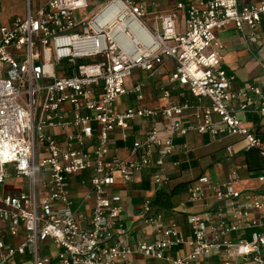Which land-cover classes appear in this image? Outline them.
Wrapping results in <instances>:
<instances>
[{"label":"built area","instance_id":"obj_1","mask_svg":"<svg viewBox=\"0 0 264 264\" xmlns=\"http://www.w3.org/2000/svg\"><path fill=\"white\" fill-rule=\"evenodd\" d=\"M89 6L48 0L33 11L29 2L24 18L3 24L0 2V264L28 256L33 264H131L135 256L157 264H264V61L259 83L234 89L218 37L234 26L262 46L264 0H181L152 24L149 0ZM169 60L176 65L170 86L209 102L191 118L190 100L153 109L140 105L144 83L128 85L134 70L154 76ZM161 91L170 98L164 85ZM127 97L135 104L121 109ZM138 121L150 125L128 145ZM193 132L209 137L206 147L223 145L230 160L255 152L262 164L251 171L253 189L236 187L237 168L226 182L208 174L190 180L173 210L186 216L185 230L155 208L153 195L170 187V166L190 164L192 148L176 141ZM181 154L185 162L172 160ZM144 172L153 195L129 222L117 181L128 186ZM84 174L79 201L72 180ZM14 179L20 190H5Z\"/></svg>","mask_w":264,"mask_h":264},{"label":"crops","instance_id":"obj_2","mask_svg":"<svg viewBox=\"0 0 264 264\" xmlns=\"http://www.w3.org/2000/svg\"><path fill=\"white\" fill-rule=\"evenodd\" d=\"M151 3H154V6H151L149 8V15L147 17V20L152 18L154 20V17L157 15L167 13L174 9L177 2L181 0H149ZM103 3L99 4L102 5ZM2 7V6H1ZM99 8V7H98ZM97 8V9H98ZM97 9H93V11H96ZM183 13L180 14V22H183ZM1 21L3 24H9V16L4 14L2 8H1ZM152 24V23H151ZM260 33L262 34L263 43L262 46H256L253 44H249L244 37L243 34H240L236 31L234 26H228L223 31L218 33V37L221 40V42L225 46V51L222 55V66L227 71L228 75L235 77V83L233 85L234 89H238L242 86L247 84H254L259 83L261 80L262 70L260 68V63L264 60H261L264 57V24L261 28ZM263 56V57H262ZM173 61L169 60L166 62L164 67L159 68L156 74H159L162 72L161 78L158 80L157 85L155 87L158 99L157 103L158 105L153 108H162L167 105L169 101H175V102H184L186 100H190V102L193 104V108L191 110L187 111L185 113V117L191 118L196 113V107L198 104L202 105H209V102L207 100H203L202 102H198L195 99L191 98L189 94L182 90H176L173 87L170 86V83L168 81V76L174 69ZM145 73V72H144ZM146 74V73H145ZM155 74V75H156ZM147 75V74H146ZM133 76V73H132ZM132 76L130 77V80L128 81L129 87H132L134 84L138 82L144 83V91L147 88L146 82L144 80H137V82H133ZM165 86L167 90H170V98L166 99L163 96V93L161 91L162 86ZM157 88V89H156ZM122 106L121 109L127 106H132L135 104V102L127 97L126 100L122 99ZM130 102V103H129ZM151 108V107H150ZM244 116V115H242ZM244 118L249 124L257 125L260 121L258 120V117L253 115H245ZM150 125V122H141L138 121L135 124V132L132 134L133 136L129 139L128 145H131L134 141V136L139 137L142 132L144 131L145 127ZM177 143H183L186 142L190 148H192L193 152L189 156L190 164L183 163L181 168H174L169 167V171L171 174V184L169 188H166L156 194H160L163 198L164 204L160 207L155 203L153 205L155 208L160 209L163 211L168 219L175 220L178 222L185 230L188 228L186 216L180 215L178 213H174L173 210L179 206V204L186 199V185L190 180H193L195 178H198L199 176L203 174H208L212 177L208 169L198 172V169L200 166L205 163L207 168H213L216 166L217 163H219V166L216 170V179L217 181H225L228 179V175L231 169L237 168L239 172L241 171L240 176L242 181L236 185L239 189H253L258 186V182L255 180L254 177L251 176V171L258 169L261 167V160L258 158L257 154L255 152L251 153H243L236 156L234 159L230 160L226 157V154L223 149V145L219 144H211L209 147H206V143L209 142V137L204 135H199L196 133H191L186 139H178L176 141ZM121 144V145H120ZM120 146V154L121 157H126L125 147L126 145L122 142L119 143ZM223 154V155H222ZM248 154V155H247ZM217 156V157H216ZM250 159L251 163L254 165V168L256 169H250L249 164L247 162V159ZM173 161L182 160L183 162L186 161V157L184 155H178L172 159ZM224 160V161H223ZM194 163L196 164L195 166ZM187 165L186 168L183 166ZM258 166V167H257ZM86 177V174L76 176L72 180V194L73 197L76 200L82 201L83 199V189L80 188V180ZM147 178L150 181V190L148 191H142L140 189V185L142 184V180ZM12 181V180H11ZM8 182L5 186V190H8L10 192H18L20 190V182L15 181ZM183 184V187L179 188V191H177L176 195L171 194V191L173 188H175V185ZM116 188L119 190L121 196H122V203L125 206L126 211V219L129 222L135 221L137 214L139 213L140 207L144 201V199L150 195H153L152 193V183H151V172H144L137 176L134 183L123 186L120 182V180L117 181ZM154 194L153 196L155 197ZM157 195V196H158ZM153 197V198H154ZM0 227H4V222L0 220ZM17 242L20 240L17 239ZM53 251L56 253V249L52 248ZM24 259H31L30 256L25 257L23 259L19 260V264H23ZM131 264H157L155 261L149 258L135 256L131 260Z\"/></svg>","mask_w":264,"mask_h":264},{"label":"rangeland","instance_id":"obj_3","mask_svg":"<svg viewBox=\"0 0 264 264\" xmlns=\"http://www.w3.org/2000/svg\"><path fill=\"white\" fill-rule=\"evenodd\" d=\"M47 1L48 0H0L1 6H2L1 8H2L4 14L9 16V24H11L17 17H21V18L25 17L26 7H27V4L29 2L32 5L33 11H36L38 9V7L44 5ZM105 1H107V0H89L90 6H89V9L87 10V12H91L94 8L97 9L99 7V4L104 3ZM148 21L150 23H153L152 18L148 19ZM248 33H249V30L246 29V35ZM261 60H264V57ZM146 74L144 72H142L141 70L136 69L133 72V76H132L131 80L133 82H137V80H144V82H146L147 88L144 91L145 100L140 105L155 108L158 105V103H157L158 96H157L155 87L157 85L156 82H158V80L161 78L162 72H160L159 74H156L154 76H151L149 73L147 75ZM124 100H126V98ZM239 118L241 120H243V119L246 120L244 118V116H242V115H239ZM218 166H219V163H217L216 166L213 168H207L206 164L203 163L200 166V168L198 169V172H201V171H204L205 169L206 170L208 169V171L212 175V178L214 180H217L215 175H216V170H217ZM239 173H241V171ZM14 180H12L11 182L15 183ZM0 191H1V188H0ZM43 254L49 255V252L47 250H45V252H43ZM23 264H33V263H32V260H30V259H26V260L24 259Z\"/></svg>","mask_w":264,"mask_h":264},{"label":"trees","instance_id":"obj_4","mask_svg":"<svg viewBox=\"0 0 264 264\" xmlns=\"http://www.w3.org/2000/svg\"><path fill=\"white\" fill-rule=\"evenodd\" d=\"M121 145V144H120ZM249 153H251V152H249ZM248 153V154H249ZM247 154V155H248ZM247 162H248V166H249V168L250 169H256V168H254V166L256 165V164H252L251 163V161H250V159L248 158L247 159ZM187 164V163H186ZM196 164L194 163V165L193 166H195ZM184 168H186L187 167V165H184L183 166ZM258 167V166H257ZM188 184V183H187ZM181 187H183V184H179V185H175V188H173L172 189V191H171V194H175L176 195V193H177V191H179V188H181ZM140 189H142V191H148V190H150V181L147 179V178H145V179H143L142 180V184L140 185ZM158 194H156L155 195V197L153 198V203L155 204H157L158 205V207H160L161 208V206L164 204V201H163V198H161L162 196L159 194L158 196H157Z\"/></svg>","mask_w":264,"mask_h":264}]
</instances>
